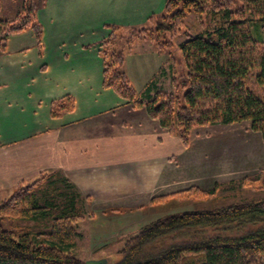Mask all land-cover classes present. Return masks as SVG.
Instances as JSON below:
<instances>
[{
	"label": "crops",
	"instance_id": "0c3cea01",
	"mask_svg": "<svg viewBox=\"0 0 264 264\" xmlns=\"http://www.w3.org/2000/svg\"><path fill=\"white\" fill-rule=\"evenodd\" d=\"M165 3L45 0L37 10L41 43L31 29L19 33L29 40L24 45L10 47L9 37L6 51L0 52V202L19 186L59 171L96 209L91 223L115 226L110 232H92L90 240L103 241L107 234L133 233L149 224L151 213L138 210L151 209L156 196L194 185L208 190L264 168L263 135L249 121L195 128L184 145L144 107L135 108L104 86L100 50L111 32L107 25L141 28ZM134 44L124 49L125 69L142 90L165 58L154 44ZM145 62L155 63L156 70L141 68ZM67 95L74 98V108L53 117V101ZM212 127L228 131L214 134ZM197 129L205 136L197 141L201 152L192 153ZM239 140L259 151V157L247 154L250 160L243 164L228 159L225 148ZM199 154L198 162L193 160ZM105 208L124 212L108 219L99 215Z\"/></svg>",
	"mask_w": 264,
	"mask_h": 264
},
{
	"label": "trees",
	"instance_id": "16d2710c",
	"mask_svg": "<svg viewBox=\"0 0 264 264\" xmlns=\"http://www.w3.org/2000/svg\"><path fill=\"white\" fill-rule=\"evenodd\" d=\"M239 1L235 7V0H166L145 26L130 29L128 50L140 37L162 51L163 33H184L179 47L186 71L181 78L172 76L174 91L161 89L156 79L138 91L125 69L126 52L116 47L122 29L107 25L111 32L100 50L104 86L135 108L144 107L184 145L196 127L244 121L264 139V37L253 34L264 33V0ZM39 5L29 0L13 19L0 17V52L6 51L9 37L28 29L41 43ZM189 19L201 27L195 33L182 29ZM254 84L262 88L261 95ZM180 88L186 89L183 100ZM74 105L72 96H64L53 101L51 114L58 117ZM245 187L264 193V168L208 190L194 185L156 196L152 204ZM86 208L82 193L59 171L18 187L0 202V264H85L72 249L82 237L78 221ZM26 222H38V227ZM119 254L114 263L108 256L106 264H264V195L160 216L129 236Z\"/></svg>",
	"mask_w": 264,
	"mask_h": 264
},
{
	"label": "rangeland",
	"instance_id": "374dc122",
	"mask_svg": "<svg viewBox=\"0 0 264 264\" xmlns=\"http://www.w3.org/2000/svg\"><path fill=\"white\" fill-rule=\"evenodd\" d=\"M28 1L29 0H1L0 17L3 19H8V20L13 19L15 17V15L22 10L23 3L24 2L26 3ZM37 1L39 4L41 1L44 2L45 0H37ZM239 6H240V1L235 0V7H239ZM196 23H197V21H195L194 19H189L188 24L182 28L183 31L188 30L191 33H195L196 30L201 28L199 25H196ZM260 27H264V23H261ZM30 33H31V31L29 32V34ZM25 34L24 35L18 34V35L12 36L11 41L9 42L10 47L20 46V45H24V44L28 43L29 40L27 37H25L26 36ZM253 34L257 39L258 38L263 39V37H264L263 30L259 32V34H261L260 37H258L256 35L254 30H253ZM130 35H131L130 28H127V29L123 28L121 30V33H120L121 38H120V42H118L117 48L119 47V49H123V50L126 48L128 49V47H127L128 42L127 41L130 39ZM183 39H184V33L165 32L161 36L160 42L158 44H159L160 49H162V51H159V53L163 52L162 54H164V58H165L163 66L161 65V67L165 68L164 69V70H166L165 73L168 75H164L165 74L164 71L160 70V69H162L161 67H160V69L157 68V70H158L157 74H156V72L155 73L153 72L151 74L152 77H154L156 79L155 84H157L161 89H165L168 91H174L175 86L172 82V78L175 75L176 76L178 75V77L181 78L180 75L186 71L183 54H182V51L179 47V43ZM134 43H135L134 47H137V48H141L142 46H148V44H153L147 38L136 39V41H134ZM262 46H264V45H262ZM127 51L128 50H126V52ZM167 56H168V58H167ZM132 67H134V66L132 65ZM140 67L141 68L147 67L148 71H151V69L156 70L155 69L156 64L153 62L152 63H146L145 62ZM142 81L143 80L138 81V86L140 88L143 87V86H140V83H142ZM149 83L150 82L148 81L146 85H148ZM146 85L144 86V88L146 87ZM136 88H137V86H136ZM254 89L260 95L263 93L262 88L259 85L254 84ZM142 90L138 89V91H140V92ZM177 90H178V95L180 96L181 100H183L184 99V93H185L186 89L180 88ZM245 126H246V123L244 126L240 127V129L244 128ZM196 128H200V127H196ZM201 128H204V127H201ZM211 130H214V134L228 131L226 129L224 131L223 127L217 128V130H216V127H212ZM232 134L234 135V133H232ZM204 136H205L204 133L203 132L201 133L200 129L196 130L195 136L193 135V138H194L193 143H195V145L192 147V150H191L192 153L199 150L196 147L199 144L197 141L200 137H204ZM242 144H243V141H240V140L235 142L234 144H229L231 147L225 148V152H227V158L231 159V160H236V161H238V163L243 164V162H245L246 160H250L248 157H251L252 153L254 154V156L259 157V155H260L259 151L254 152L250 146H242ZM255 147L257 148V145ZM262 150L264 151V149H262ZM196 153L198 154V152H196ZM199 158H200V154L196 158H193V160L198 162ZM195 165H199V163H196ZM31 182H33V181H31ZM31 182H29L28 184H30ZM12 193L6 194V196H4V198H3V200L8 199L12 195ZM261 195H264V193L258 192L255 190L253 191V190H251V188H248V187L240 188V189H232V190L231 189H225V188H219V191L216 193V195H213V196L197 197V198L190 197V196H182L183 198H181V199H173V200L153 204V207L151 209L148 208V209H144L142 211L138 210V213H141V212L142 213H149V214L151 213L150 219L152 221V220L157 219L160 216H163V215L169 214V213H175V212L183 211V210L220 207L223 205H227L231 202L238 201L242 198L250 199V198L258 197ZM94 210H96V209H94V208L91 209L87 205V208H86L87 215L85 216L84 219L78 221V230L81 232L82 237L78 240L76 247L73 248L72 251L78 257L83 259L84 261H86L88 259H101V258H103V256H107V257L110 256L111 257L110 258L111 263H114L115 261H117L118 259L121 258L119 251L123 247L125 240L129 236L138 232L141 228L139 230H137L136 232H133V233H129V232L128 233H121V234L113 235V236H111V234H107L106 237H109V238L107 240H103V241L98 240V239L90 240L92 232L98 233L101 230H103L104 232L105 231L110 232L112 229L115 228V226L113 227L111 225H108L107 227H101L97 224L91 223L90 218L93 216ZM101 211H102V214L99 213V215H102V217L108 218V219L112 218V217L113 218L118 217L119 213L124 212L123 210H118V209H114V208L113 209H106L105 208V209H102ZM26 223H28L32 227H38V222L37 223L36 222H26ZM121 226H123V225L120 224V226H118V227H121ZM131 228H133V226H131Z\"/></svg>",
	"mask_w": 264,
	"mask_h": 264
},
{
	"label": "water",
	"instance_id": "95a60500",
	"mask_svg": "<svg viewBox=\"0 0 264 264\" xmlns=\"http://www.w3.org/2000/svg\"><path fill=\"white\" fill-rule=\"evenodd\" d=\"M108 261L107 258H101V259H88L85 261V264H106Z\"/></svg>",
	"mask_w": 264,
	"mask_h": 264
}]
</instances>
